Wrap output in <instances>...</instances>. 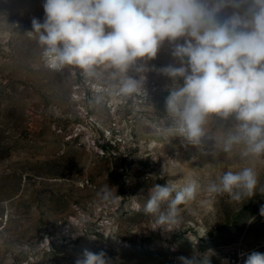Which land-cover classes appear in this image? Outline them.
<instances>
[{
    "label": "rangeland",
    "instance_id": "rangeland-1",
    "mask_svg": "<svg viewBox=\"0 0 264 264\" xmlns=\"http://www.w3.org/2000/svg\"><path fill=\"white\" fill-rule=\"evenodd\" d=\"M44 2L0 0V264H76L85 250L103 251L109 264H180L205 253L211 264H244L264 253V193L239 205L206 191L246 164L264 188V159L216 147L234 120L214 118L200 146L165 131L166 97L184 80L160 69L181 66L172 51L183 39L130 68L126 75L144 81L123 95L114 69L88 77L45 66L32 28L44 21ZM192 180L196 197L180 206V222L157 228L144 212L149 189Z\"/></svg>",
    "mask_w": 264,
    "mask_h": 264
},
{
    "label": "clouds",
    "instance_id": "clouds-1",
    "mask_svg": "<svg viewBox=\"0 0 264 264\" xmlns=\"http://www.w3.org/2000/svg\"><path fill=\"white\" fill-rule=\"evenodd\" d=\"M228 7L233 12L221 17ZM43 9L44 21L34 18L32 28L45 66L78 68L88 77L100 66L114 69L122 77L123 95L140 92L144 81L126 75L130 68L156 58L165 41L183 39L172 51L181 66L160 69L184 80L166 97L167 134L200 146L214 118L233 119L228 131L214 136L216 147L226 154L238 148L245 160L264 159V0H45ZM259 184L256 168L246 164L224 171L206 191L241 205L257 191L264 193ZM197 188L195 180L180 188L154 184L144 212L155 218L157 228L179 223L180 206L195 199ZM178 259L211 264L207 253ZM76 264L109 260L103 251L85 250ZM244 264H264V253L251 252Z\"/></svg>",
    "mask_w": 264,
    "mask_h": 264
},
{
    "label": "built area",
    "instance_id": "built-area-1",
    "mask_svg": "<svg viewBox=\"0 0 264 264\" xmlns=\"http://www.w3.org/2000/svg\"><path fill=\"white\" fill-rule=\"evenodd\" d=\"M221 264H225L224 262H222Z\"/></svg>",
    "mask_w": 264,
    "mask_h": 264
}]
</instances>
